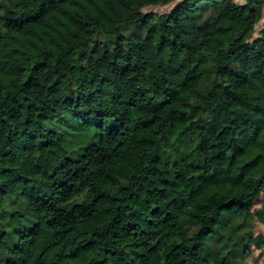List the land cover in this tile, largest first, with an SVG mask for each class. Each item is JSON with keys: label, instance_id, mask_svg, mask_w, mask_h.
Wrapping results in <instances>:
<instances>
[{"label": "clouds", "instance_id": "9594fccd", "mask_svg": "<svg viewBox=\"0 0 264 264\" xmlns=\"http://www.w3.org/2000/svg\"><path fill=\"white\" fill-rule=\"evenodd\" d=\"M0 264H264V0H0Z\"/></svg>", "mask_w": 264, "mask_h": 264}]
</instances>
